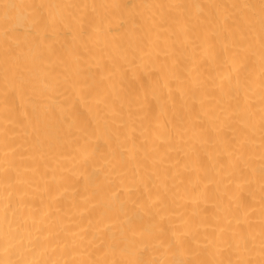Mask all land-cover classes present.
Instances as JSON below:
<instances>
[{"label": "bare ground", "instance_id": "1", "mask_svg": "<svg viewBox=\"0 0 264 264\" xmlns=\"http://www.w3.org/2000/svg\"><path fill=\"white\" fill-rule=\"evenodd\" d=\"M0 264H264V0H0Z\"/></svg>", "mask_w": 264, "mask_h": 264}]
</instances>
